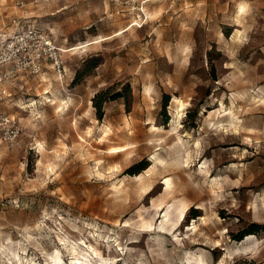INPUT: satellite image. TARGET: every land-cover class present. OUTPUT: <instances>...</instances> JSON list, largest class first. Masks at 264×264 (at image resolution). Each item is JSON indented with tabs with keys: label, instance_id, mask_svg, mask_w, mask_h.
<instances>
[{
	"label": "rangeland",
	"instance_id": "obj_1",
	"mask_svg": "<svg viewBox=\"0 0 264 264\" xmlns=\"http://www.w3.org/2000/svg\"><path fill=\"white\" fill-rule=\"evenodd\" d=\"M14 20L66 51V76L0 99L23 128L0 143V264H264V0H0V31ZM127 85L130 111L110 98Z\"/></svg>",
	"mask_w": 264,
	"mask_h": 264
},
{
	"label": "built area",
	"instance_id": "obj_2",
	"mask_svg": "<svg viewBox=\"0 0 264 264\" xmlns=\"http://www.w3.org/2000/svg\"><path fill=\"white\" fill-rule=\"evenodd\" d=\"M12 30L0 31V86L16 87L18 81L40 76L47 68L60 79L66 76L64 53L50 36L35 26H23L17 20ZM2 88L0 99L10 97ZM23 132L21 123L11 114L0 111V143L13 147Z\"/></svg>",
	"mask_w": 264,
	"mask_h": 264
},
{
	"label": "bare ground",
	"instance_id": "obj_3",
	"mask_svg": "<svg viewBox=\"0 0 264 264\" xmlns=\"http://www.w3.org/2000/svg\"><path fill=\"white\" fill-rule=\"evenodd\" d=\"M243 8V7H242ZM244 10V8H243ZM147 15V14H146ZM152 15V14H151ZM150 15V16H151ZM240 32H238L239 34ZM46 93H49V92H46ZM178 102V101H177ZM37 103V102H36ZM179 103H181L179 101ZM180 107L183 108L184 107V104L181 103L180 104ZM180 111H178L179 113ZM40 146V149H41V152L42 151H45L43 145H39ZM128 150L127 147H112L110 148L109 150H107V152L109 153H124ZM46 152V151H45ZM39 164L42 165V162H39ZM156 166V165H155ZM123 169V168H122ZM125 170V168H124ZM54 171V170H53ZM122 171V170H121ZM155 171V167H152L149 172H154ZM165 184H166V188H165V191L166 193L170 194L171 191H172V178L170 177H166V180H165ZM167 207V206H166ZM189 208V205L186 204L184 201H175V203L173 202L172 205H170L168 208H167V211H166V214H165V217L167 218V221L168 223L170 224V226H175L176 224H178L180 218L184 215L185 211ZM202 218V217H201ZM197 227V226H196ZM63 241V240H62ZM69 241V240H68ZM66 247H68V245H66ZM72 250L74 252V254H76L77 257L79 256H86V253L83 252V249H81L78 245H71L70 248L68 247V250ZM95 250V254H97V256L99 257H102V252L97 250L96 248H94ZM19 259V258H18ZM53 260H54V264H64V261H63V258L61 256V252L59 250L56 251V254L55 256L53 257ZM21 263V261H20Z\"/></svg>",
	"mask_w": 264,
	"mask_h": 264
},
{
	"label": "trees",
	"instance_id": "obj_4",
	"mask_svg": "<svg viewBox=\"0 0 264 264\" xmlns=\"http://www.w3.org/2000/svg\"><path fill=\"white\" fill-rule=\"evenodd\" d=\"M98 65H99V62L96 61V60H92L91 59V60L85 61L83 66L77 71L75 79H74V83H78L81 80H83L86 76L91 75L92 71L95 68H97ZM104 94H108V91L100 93V94H97L95 96V98H94V103H95V105H96L98 110H102L104 102L107 101V99H103L99 103L97 102L99 100V98L101 96H103ZM121 97H125L127 107L129 108V111H130V107L132 105V100H133L132 90H131L130 85L126 86L125 92H118L115 96L110 97V98L111 99H117V98H121ZM169 100H170V98L168 97L167 100L164 103V109H166L167 106L169 105ZM100 118H102V114L100 115ZM147 167H148V165L141 166V167L138 168L137 172H141L142 170H145ZM192 217L196 218V214H194ZM251 228H253V229L250 230L249 232H245L244 235H250V234L259 233L261 231V229H262V226L254 224V225L250 226V229ZM238 239H243V236L239 237Z\"/></svg>",
	"mask_w": 264,
	"mask_h": 264
},
{
	"label": "crops",
	"instance_id": "obj_5",
	"mask_svg": "<svg viewBox=\"0 0 264 264\" xmlns=\"http://www.w3.org/2000/svg\"><path fill=\"white\" fill-rule=\"evenodd\" d=\"M18 83H19V81H18ZM6 87L9 88V89H11L13 86H12V87L9 86V85H3L2 87L0 86L1 89H2V88H6Z\"/></svg>",
	"mask_w": 264,
	"mask_h": 264
}]
</instances>
